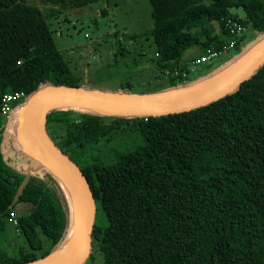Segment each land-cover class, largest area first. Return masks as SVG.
<instances>
[{
	"label": "trees",
	"instance_id": "obj_1",
	"mask_svg": "<svg viewBox=\"0 0 264 264\" xmlns=\"http://www.w3.org/2000/svg\"><path fill=\"white\" fill-rule=\"evenodd\" d=\"M37 1L43 8L0 0V107L6 93L22 92L24 101L41 88L80 86L81 74L46 20L98 0ZM148 2L155 46L149 62L165 77L154 90L195 81L187 62L234 38L227 19L264 35V0ZM237 7L244 17L230 11ZM244 46L241 35L233 46L238 56ZM189 48L195 52L186 58ZM120 88L134 92L129 84ZM46 129L90 185L95 218L88 258L97 250L102 264H264V62L233 92L191 110L121 116L60 106L46 113ZM129 131L142 139L134 148L116 149L109 160L86 155ZM10 143L0 110V232L17 203L31 207L14 226L28 247L10 255L0 246V264L46 255L69 226L66 199L50 171L17 146L10 156Z\"/></svg>",
	"mask_w": 264,
	"mask_h": 264
},
{
	"label": "rangeland",
	"instance_id": "obj_2",
	"mask_svg": "<svg viewBox=\"0 0 264 264\" xmlns=\"http://www.w3.org/2000/svg\"><path fill=\"white\" fill-rule=\"evenodd\" d=\"M27 1L40 8L44 6L37 0ZM230 11L244 17L240 7L231 8ZM46 21L57 47L81 74L80 86L100 91H119L121 86L129 84L134 92L148 93L158 91L152 88L165 80L149 62L155 56V46L151 36L152 17L148 0H98L83 7L69 8ZM242 37L246 46L243 50L255 46L261 39V35L249 26L243 30ZM121 49L123 55L119 54ZM193 51L194 48L187 49L184 57H190ZM237 56L238 53L232 48L211 62L200 63L197 71L189 74V77L196 79L214 69L217 71ZM11 142L8 144V153L14 156L17 154L16 144ZM141 142L136 131H129L109 142L101 141L93 145L86 155L109 160L113 158L116 149H132ZM19 155L23 156L21 153ZM30 210V206L17 203L14 215L27 214ZM101 222L102 217L98 214L96 224ZM41 237L45 241L44 236ZM0 246L10 255L17 254L19 247H28L12 223H8L0 232ZM81 264H102L100 253L94 251L92 258L87 257Z\"/></svg>",
	"mask_w": 264,
	"mask_h": 264
},
{
	"label": "water",
	"instance_id": "obj_3",
	"mask_svg": "<svg viewBox=\"0 0 264 264\" xmlns=\"http://www.w3.org/2000/svg\"><path fill=\"white\" fill-rule=\"evenodd\" d=\"M233 59V69L212 88L190 97H177L167 94L178 88H187L195 81L179 85L169 90L137 93L125 91H100L83 86H58L41 88L27 97L18 107L15 114L14 136L10 139L30 157L40 161V168L46 167L52 177L64 191L53 175L50 166L56 168L71 187L75 197L74 203L64 197L68 206L69 226L66 235L46 255L20 264H81L89 255L91 233L95 218V201L87 177L78 164L55 145L46 129V113L55 107L67 103H85L100 107H111L125 110L123 113H102L110 115H162L191 110L207 105L233 92L245 79L249 78L264 62V35L253 47L242 51ZM69 109V108H68ZM73 110V109H72ZM89 111V110H82ZM78 229L69 233L71 210Z\"/></svg>",
	"mask_w": 264,
	"mask_h": 264
},
{
	"label": "bare ground",
	"instance_id": "obj_4",
	"mask_svg": "<svg viewBox=\"0 0 264 264\" xmlns=\"http://www.w3.org/2000/svg\"><path fill=\"white\" fill-rule=\"evenodd\" d=\"M226 65L218 69L212 76H208V77H204L200 79L196 84H194L191 87L174 89V90L169 91L167 94H170L171 96H177V97H190V96L200 94L212 88L217 83H219L234 67L232 62L231 63L229 62ZM65 106L70 109H74V110L77 109L78 111L89 110V111H100L102 113L126 112L125 110H121L117 108L100 107V106H94V105L85 104V103H67L65 104ZM50 167L52 169L53 175L56 177V179L60 183L66 198L70 199V201L74 203L75 197L72 193L71 187L69 186L67 181L64 179V177L60 174V172L56 168H54L53 166H50ZM72 213H73V208L71 210V216H72ZM78 226L79 225L75 222L72 216L70 227H69V233L75 232L78 229Z\"/></svg>",
	"mask_w": 264,
	"mask_h": 264
},
{
	"label": "built area",
	"instance_id": "obj_5",
	"mask_svg": "<svg viewBox=\"0 0 264 264\" xmlns=\"http://www.w3.org/2000/svg\"><path fill=\"white\" fill-rule=\"evenodd\" d=\"M226 27L229 29L231 34H234V38L222 47L221 50H207L203 55L191 59L187 62L188 68L190 71L194 72L197 66L203 62H211L214 58L218 57L220 54L226 53V51L233 48L238 38L242 35L243 30L245 29L240 23L234 19H227L225 22ZM177 73V72H175ZM182 76L187 79L188 73L182 72ZM23 97L22 92L15 93H6L2 96L1 99V114L5 117L6 120V133L9 138L14 136V127H15V114L17 113V107L23 102L21 101ZM11 136V137H10ZM9 223H12L14 226L17 225L16 215L12 214L9 220Z\"/></svg>",
	"mask_w": 264,
	"mask_h": 264
},
{
	"label": "crops",
	"instance_id": "obj_6",
	"mask_svg": "<svg viewBox=\"0 0 264 264\" xmlns=\"http://www.w3.org/2000/svg\"><path fill=\"white\" fill-rule=\"evenodd\" d=\"M194 52V51H193ZM186 58H188V57H186ZM200 77V76H199Z\"/></svg>",
	"mask_w": 264,
	"mask_h": 264
}]
</instances>
